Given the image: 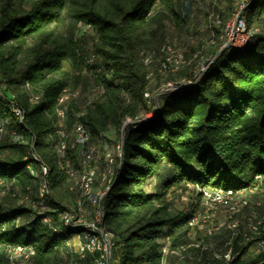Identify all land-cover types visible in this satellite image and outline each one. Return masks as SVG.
<instances>
[{"label": "trees", "instance_id": "1", "mask_svg": "<svg viewBox=\"0 0 264 264\" xmlns=\"http://www.w3.org/2000/svg\"><path fill=\"white\" fill-rule=\"evenodd\" d=\"M98 2H76L72 18L80 26L74 31L70 26L65 42H59L52 26L60 22L66 0H0V183L9 186L7 195L17 188L28 202L0 204V264H8V249L16 246L34 250L28 264L76 263L70 240L84 231L64 225L60 215L69 204L77 209L67 174L77 165L67 164L78 152L67 150L60 157L55 147L66 141L60 133L70 140L79 124L88 144L102 140L110 128L119 136L115 145L121 156L115 157L114 177L98 202L100 226L117 264H165L168 255L179 259L165 248L183 257L199 251V264H264L262 227L256 234L248 231L253 236L248 243L231 230L213 235L230 254L217 258L193 244V212L175 204L187 191L196 197L195 186L241 191L255 187L257 176L264 179V31L243 49L213 50L190 88L145 98L151 88L143 58L155 32L147 31L162 17L154 9L156 0L114 1L110 7ZM230 9L217 12L219 21L230 17ZM242 15L246 29L264 27V0H248ZM213 31L218 39V29ZM85 67L90 78L83 83L98 89L91 100L74 94ZM151 111V119L133 121ZM126 119L133 122L124 125ZM42 181L49 195L43 210L36 196ZM253 242L262 252L250 256Z\"/></svg>", "mask_w": 264, "mask_h": 264}, {"label": "rangeland", "instance_id": "2", "mask_svg": "<svg viewBox=\"0 0 264 264\" xmlns=\"http://www.w3.org/2000/svg\"><path fill=\"white\" fill-rule=\"evenodd\" d=\"M77 1L78 0H66L65 7L60 14V22L52 26L54 33L53 38L55 40L65 42L69 27L71 26L73 31L79 28L80 25L74 24L72 18V11ZM114 1L122 2L126 0H99L98 5L100 7H110V4ZM247 4L248 0L245 1L243 6L237 0H156L154 9L155 11H160L162 17L153 22L151 29H148L147 31L149 32L150 30H154L155 32L152 35L153 38L150 43L151 49L143 58V66L146 68L147 79L151 88V93L148 95L145 94V98L154 97L155 94L162 91H174L179 88H190L192 86L190 84L188 86L181 85H183V83L187 80L193 81L200 77L201 73L206 69L212 59L211 56L213 50H215L214 52H218V50H227V45L229 44H233L236 49L245 48L249 39L248 36L239 34L235 31V22L237 20H234V15L241 12L242 18L240 21L245 24L242 11ZM229 6L231 8L229 13L232 14H229L230 17L228 19L226 18L225 22H222L223 19L219 21L220 18L218 17L217 12L219 10L225 12ZM214 28L219 31L218 39L215 38V32L213 31ZM259 30L264 31V27L252 25L251 28L248 29V32H251V35H254L258 33ZM85 31L89 32L90 30L86 28ZM64 69L66 71L70 70L68 63L64 64ZM85 76L88 79L90 78V73L86 67L81 70V79L76 84L77 86L74 89V94L78 95V99L86 97L87 100H91L92 96L94 97V95L98 94V89L96 87H92V84L85 85L83 83ZM68 95L69 94L65 93L64 96L68 98ZM65 97L64 99H66ZM147 104H150V101ZM144 115V112H140L133 121L138 122L139 120H142V118L145 117ZM146 116L147 119H151L153 117V111L149 112ZM133 121L126 119L123 124L125 125ZM64 137L66 141L71 142L73 140V138L70 139V137H68L70 140H67L66 136ZM118 138L119 136L116 130L110 128L104 134L102 140H93L90 141L88 146L86 145V147H89V153H85V156L87 158H89L88 155L90 156L92 159V171L97 174L95 175V181L97 182H95L93 186V192L95 193H101L104 190L102 186L105 187V183L102 182L101 179H98L106 168V159H104L105 149L108 150V153L111 156H116L117 145H115V143L119 142ZM68 161L67 166L69 165V167H71V163L77 165L73 168L76 175H78V172L83 169L88 170V167H80L79 157H77L75 161L72 158ZM114 164L116 165L115 160ZM8 188L9 186L0 187L1 206L8 208L16 205H28V202L24 200L26 199V197H23L24 193L16 188L14 189V194L7 195L9 190ZM58 192L61 196L65 194L63 190ZM72 192L76 193L75 201L78 200V193L74 190H72ZM198 194L199 193H197L195 197L192 196L190 191H187L182 195L181 201L175 202V204L180 210L193 212L194 221L196 220L198 223H201L204 206L202 196ZM244 196L249 201V205L246 210L242 209L237 213V215L231 216L225 209L217 208L213 211L212 216L205 220V222L201 225H197V227L194 228L191 226L189 236L193 244H196V246L201 245L202 249L207 250L211 256L219 258L223 253L224 258L230 259V254L228 252L229 249L224 253V245L222 246L220 242L221 239H212L211 237L213 235H218L222 230L226 229L232 231V236L233 234H239L241 236H245L247 243L252 242L253 236L248 233V231L251 233L252 231L250 228L248 229V224L250 220H264V193L260 190V188L253 187L251 192L245 191ZM31 207L35 208L37 206L32 204ZM69 207L70 209H74L73 204H69ZM86 211H89V208H86ZM250 212L255 214V220L248 217L250 216ZM232 223L235 224L236 229L226 227L230 226ZM208 228L213 229L210 231V235L207 234ZM258 231L256 233H258ZM229 241L230 239H228L226 243ZM260 246V244H256L255 242L251 243L247 253L250 256H253L262 252ZM72 251L75 254V246L72 248ZM4 252H6V246L4 247ZM165 253L168 254V248L165 249ZM177 254L178 256L183 257L179 252H177ZM201 255L202 253L199 251L188 250L183 259H177L176 257L173 260L170 259L169 261L165 259L164 262L165 264H199L198 262H200Z\"/></svg>", "mask_w": 264, "mask_h": 264}, {"label": "bare ground", "instance_id": "3", "mask_svg": "<svg viewBox=\"0 0 264 264\" xmlns=\"http://www.w3.org/2000/svg\"><path fill=\"white\" fill-rule=\"evenodd\" d=\"M239 33H246V35H249V34L251 35L252 34L251 32H248V29H246L245 24L242 21L239 22ZM227 46H228L227 49L234 48L233 44L232 45L229 44ZM181 86H185V83H183V85H181ZM178 87H180V86H178ZM37 100H38V97H33L32 98V102H36ZM63 100H64V97L61 99L60 104H62ZM13 112H14V114H15V116L17 118H19V119L21 118V112L19 111V109L17 110L16 108H14ZM57 114L62 119V118L65 117V110L63 108H60V109H58ZM145 119H147V117H145ZM78 126L79 125H76V127L74 129V137H73V140L71 142H69V141L66 142V141L63 140V141H60L56 145V147H55L56 152H57L56 154H58L60 157H64V152H67V150H74L75 143L78 140V132H77L78 131ZM81 131H82V136H84L86 141L88 142V135L85 132L84 127H82V126H81ZM0 132H2V129H0ZM60 135H61L60 136L61 138H65L63 133H60ZM12 138H13V140H16V141L18 140L17 136L13 135ZM85 148H86L85 153L86 154L89 153L88 152L89 147H85ZM116 151H117L116 152V154H117L116 156L117 157L116 156H111L108 153V150L105 149L104 159H106V168L104 169V171L102 170L103 173L101 174V176L99 178H98L99 175L97 176L98 179H101L102 182L105 183V187L102 186V188H104V190L102 192L100 191L101 193L93 192L94 183L97 182V181H95V175H97V174H95L96 172L94 173L91 170V175H88V170H84L83 169L82 171L78 172L79 173L78 175H76V172L74 171V169H70L69 176H70V178L72 180V184H71L70 190L71 191L72 190L76 191L78 193L77 196H79V199L77 198L78 200H76L77 208H81L82 207V203L86 202V203H91L92 204L93 210H99L98 202H99L100 198L103 196V194L106 192V190L108 189V187H109V185H110V183H111V181H112V179L114 177V173H115L114 160L116 161V159L120 158V156H121L120 145L119 144H117V150ZM88 157L90 158L89 155H88ZM115 157H116V159H115ZM34 159L37 160L35 157H34ZM46 172H47V169L44 166H41L42 175H45ZM258 177H260V176H258ZM261 178L262 177H260V179ZM256 180H257V177H256ZM207 189H209V188H204V187L200 188L199 186H195L196 192L199 193L202 196V199H204L205 192H206ZM213 190L214 191H219V192H225V194L238 193V200H247V198L244 196V192L248 191L249 189L248 190H241V191L222 190V189H213ZM37 191H38V194H37L38 204L37 205L44 208L43 202L47 198V196L49 197L48 190H47V185H46V183L44 181H42L40 183L39 188H38ZM98 191H99V188H98ZM225 194H218L217 195V202H223L225 204V206H232V211H237V213H238L243 208H247L248 207L249 201H237V199L234 198L233 195H225ZM205 204L208 205V208H215V198H213V197H205ZM63 213H69V211H65ZM228 214L232 216L233 212H228ZM254 215L255 214L250 213V216H248V217H251V218H253L252 220H255V216ZM100 218H101V214H100V210H99V228L100 229H98V227H95V226H92V225H74L72 223V221H71V216H66L65 214L61 213L60 219H61V221H62V223L64 225H67V226L68 225H70V226H80V227L83 228V231H84L82 234L80 233L79 235H77L78 244H77L76 249H75V254L77 256V259H76L77 260V264H84V256H82V248L79 247V238H87V239H90L91 241H96L97 242L98 254H105V251H106L105 236L107 237V234L103 230V228L100 226ZM193 221H194L193 218L189 221V227L192 226ZM226 227L235 228V224L232 223L230 226H226ZM235 229H233V230H235ZM250 229H251L252 233H256L259 230V228H250ZM210 231L211 230H208V232H207L208 235L211 234ZM111 245L113 246L112 243H111ZM18 247H21L20 248V256H27V264H28L30 258L34 255V250L32 248H30V247H24V246H16L14 248H11V249L9 248L8 249V256H7L8 264H23V263H20V261L17 258V256H14L15 255V249H18ZM28 250L30 252L29 255H28ZM111 264H117V261L115 260Z\"/></svg>", "mask_w": 264, "mask_h": 264}, {"label": "built area", "instance_id": "4", "mask_svg": "<svg viewBox=\"0 0 264 264\" xmlns=\"http://www.w3.org/2000/svg\"><path fill=\"white\" fill-rule=\"evenodd\" d=\"M243 5L246 0H237ZM241 11V10H240ZM241 19V12L235 14L234 20H237L235 22L236 28L235 31L239 33V22ZM242 35H246V33H239ZM248 36V39L252 35H246ZM195 82V80H187L185 82V86H188L189 84L192 85ZM17 109V108H16ZM18 110V109H17ZM148 113H146L144 116L147 117ZM145 117L143 119H145ZM78 140L75 143V148L74 151L78 152V157L80 159V167H88V175H91V170H92V165H91V158H87L85 156V147L88 144L86 141L85 137L82 136V131H81V124L78 126ZM64 144V143H63ZM67 152H64V157L66 156ZM70 170H67V174H69ZM89 184V183H88ZM3 184L0 183V187H2ZM255 187L260 188V190L264 193V179H260V177L257 176V184ZM253 188L249 189V191L246 192H251ZM218 194H225V192H219V191H214L213 189L209 188L205 192V196L203 199V206H204V213L201 217V223H198L196 220L192 224V228L197 227V225H201L205 220L209 219L213 211L216 210L217 208H222L225 209L226 212H233V215H237V211H232V206H225L223 202H217V195ZM225 195H233L234 198L237 199V201H248V200H238V193L235 194H225ZM205 197H213L215 198V208H208V205L205 204ZM86 208H89V211H86ZM36 208V207H35ZM41 210H43V207H38ZM253 213V212H250ZM65 214L66 216H71V221L74 225H92L95 227L99 228V210H92V204L91 203H82L81 208L77 209H69V213H62ZM264 228V220H259L258 221H249V228ZM207 230H213L212 228H208ZM105 243H106V251L105 254H98L97 250V242L96 241H91L90 239L87 238H79V247L82 248V256H84V263L90 262V264H111L113 261H115V258L113 257L112 250L114 246L111 245L110 243V237L105 236ZM20 248L15 249V255L19 259L20 263L27 264V256H20ZM175 254L178 256L177 252H172L169 251L168 249V254ZM30 254L28 250V255ZM179 259H183L184 257L178 256ZM70 264V263H69Z\"/></svg>", "mask_w": 264, "mask_h": 264}, {"label": "crops", "instance_id": "5", "mask_svg": "<svg viewBox=\"0 0 264 264\" xmlns=\"http://www.w3.org/2000/svg\"><path fill=\"white\" fill-rule=\"evenodd\" d=\"M87 206H85V208H86ZM88 209V208H87ZM70 243H72V246L74 247L75 246V249H76V246H77V244H78V241H77V236H74V237H72L71 238V240H70ZM165 249H167V248H165ZM166 260H170V259H174V257L173 256H171V255H168V256H166V258H165Z\"/></svg>", "mask_w": 264, "mask_h": 264}, {"label": "water", "instance_id": "6", "mask_svg": "<svg viewBox=\"0 0 264 264\" xmlns=\"http://www.w3.org/2000/svg\"><path fill=\"white\" fill-rule=\"evenodd\" d=\"M223 50H221L220 52H222Z\"/></svg>", "mask_w": 264, "mask_h": 264}]
</instances>
